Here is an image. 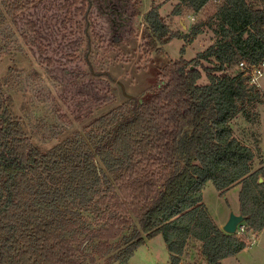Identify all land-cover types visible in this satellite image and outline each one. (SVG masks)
Wrapping results in <instances>:
<instances>
[{
  "label": "trees",
  "instance_id": "16d2710c",
  "mask_svg": "<svg viewBox=\"0 0 264 264\" xmlns=\"http://www.w3.org/2000/svg\"><path fill=\"white\" fill-rule=\"evenodd\" d=\"M46 1L0 0V23L17 25ZM62 1L81 12L86 69L108 79L112 96L96 109L82 99L81 129L44 150L0 81V264H129L160 233L171 264H181L191 240L210 264L242 251L246 239L214 220L203 191L208 181L221 194L241 184L246 227L264 228V168L254 169V150L233 128L264 109V89L250 82L252 66L264 62V0L215 1L189 32L165 21L162 3L142 15V0H122L128 28L106 44L90 31L88 0ZM211 1L178 0L171 14H197ZM206 28L215 41L192 59L161 56L173 38L185 40L184 52Z\"/></svg>",
  "mask_w": 264,
  "mask_h": 264
},
{
  "label": "rangeland",
  "instance_id": "374dc122",
  "mask_svg": "<svg viewBox=\"0 0 264 264\" xmlns=\"http://www.w3.org/2000/svg\"><path fill=\"white\" fill-rule=\"evenodd\" d=\"M160 2L165 21L173 29L184 32H189L192 24L207 19L216 6L213 0L197 14L186 9L183 15L174 16L171 12L178 0H142V15L154 3ZM86 5H90V31L103 35L102 44H106L113 34L123 33L128 23L123 14L125 8L129 7L122 0H88ZM66 9L62 0H47L18 20L17 25L11 21L0 23L1 84L6 95L11 97L14 116L24 122L31 140L44 150L51 149L81 129L82 122L75 120L74 116L82 99H87L85 109H96L101 104L106 106L112 96V93L108 94V79L99 77L90 68V71L86 69L87 61L80 40L84 34L77 25L82 20L81 12L74 8L72 12ZM142 15L139 21L143 20ZM29 21L34 25L32 29L28 26ZM21 32L27 34L26 38ZM214 41V31L206 28L191 45L186 46L184 52L185 40L173 38L163 46L161 56L192 59ZM262 78L264 84V76ZM261 80L258 86L264 89ZM201 82H207L206 75ZM259 109L262 116L256 122H250L243 116L233 121L235 136L255 152L254 169L264 168V109L262 106ZM99 167H102L101 164ZM240 189L241 184H238L221 194L212 181L207 182L203 191L204 202L220 226L224 227L232 213L240 214ZM135 221L137 223L138 220ZM240 236L246 239L248 246L236 255L223 259L221 264H264V228L260 231L248 229ZM252 236L256 237L253 244L250 243ZM123 242L119 246L122 247ZM86 246L90 251L91 244L85 242L84 248ZM199 250L200 242L191 240L181 264H210ZM97 264H119V261L108 262L105 258H99ZM129 264H171L163 235L146 237Z\"/></svg>",
  "mask_w": 264,
  "mask_h": 264
},
{
  "label": "built area",
  "instance_id": "2783aa9c",
  "mask_svg": "<svg viewBox=\"0 0 264 264\" xmlns=\"http://www.w3.org/2000/svg\"><path fill=\"white\" fill-rule=\"evenodd\" d=\"M214 1H218V0H214ZM241 66H245L246 64L244 62H242L240 64ZM264 76V62L260 65L257 66H252L251 68V77H250V82L256 85L260 86V80L261 78ZM248 230V228L246 227L245 224H240L238 225V229L237 232L239 234H244L246 231ZM256 240L255 236H252V240H251V244H253Z\"/></svg>",
  "mask_w": 264,
  "mask_h": 264
},
{
  "label": "water",
  "instance_id": "95a60500",
  "mask_svg": "<svg viewBox=\"0 0 264 264\" xmlns=\"http://www.w3.org/2000/svg\"><path fill=\"white\" fill-rule=\"evenodd\" d=\"M260 181H263V177L260 178ZM244 221V215L232 213L223 229L228 233H236L238 225L242 224Z\"/></svg>",
  "mask_w": 264,
  "mask_h": 264
},
{
  "label": "crops",
  "instance_id": "0c3cea01",
  "mask_svg": "<svg viewBox=\"0 0 264 264\" xmlns=\"http://www.w3.org/2000/svg\"><path fill=\"white\" fill-rule=\"evenodd\" d=\"M160 3H162V2H160ZM262 80H263V78H262ZM262 80H261V85H263L264 86V84H262L263 82H262ZM262 116V115H261ZM222 228H223V226H221Z\"/></svg>",
  "mask_w": 264,
  "mask_h": 264
}]
</instances>
